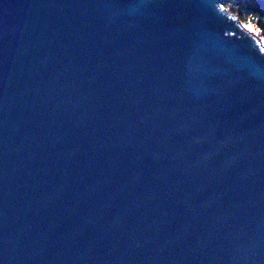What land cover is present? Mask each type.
<instances>
[{
    "label": "water",
    "instance_id": "95a60500",
    "mask_svg": "<svg viewBox=\"0 0 264 264\" xmlns=\"http://www.w3.org/2000/svg\"><path fill=\"white\" fill-rule=\"evenodd\" d=\"M0 264H264V42L223 0H0Z\"/></svg>",
    "mask_w": 264,
    "mask_h": 264
},
{
    "label": "trees",
    "instance_id": "16d2710c",
    "mask_svg": "<svg viewBox=\"0 0 264 264\" xmlns=\"http://www.w3.org/2000/svg\"><path fill=\"white\" fill-rule=\"evenodd\" d=\"M223 5L250 25L264 42V0H223Z\"/></svg>",
    "mask_w": 264,
    "mask_h": 264
},
{
    "label": "snow or ice",
    "instance_id": "6c2138e0",
    "mask_svg": "<svg viewBox=\"0 0 264 264\" xmlns=\"http://www.w3.org/2000/svg\"><path fill=\"white\" fill-rule=\"evenodd\" d=\"M246 27H249V28H251V26H250V25H246Z\"/></svg>",
    "mask_w": 264,
    "mask_h": 264
}]
</instances>
